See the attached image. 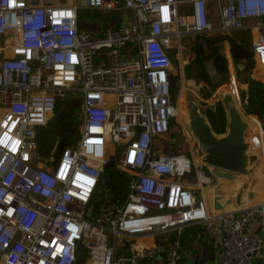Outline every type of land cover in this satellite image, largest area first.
Wrapping results in <instances>:
<instances>
[{
  "label": "built area",
  "instance_id": "2783aa9c",
  "mask_svg": "<svg viewBox=\"0 0 264 264\" xmlns=\"http://www.w3.org/2000/svg\"><path fill=\"white\" fill-rule=\"evenodd\" d=\"M209 1L0 0V38L7 37L0 50L9 49L0 58V264H73L77 239L86 264H145L155 246L133 248L129 257L117 252L123 235L139 231L164 234L163 264H179L181 228L210 213L196 198L195 183L180 179L198 162L199 143L190 156L179 150L180 139L166 137L176 128L171 121L179 122L168 49L174 37L214 28ZM213 1L217 29L254 30L253 58L264 65V0ZM182 3L188 9L181 11ZM81 8H127L133 19L81 28V19L90 22L79 18ZM69 97L81 99L79 138L55 163L57 141L50 157H42L37 128ZM248 116L246 135L251 131L256 140L251 147L264 152V128L255 114ZM181 125L190 142L192 130ZM155 136L167 143L154 148ZM122 145L115 169L129 175L127 194L114 200L105 190L87 215L106 155ZM197 176L209 180L203 169ZM241 202L240 212L219 215V264H249L262 246L251 223L264 224V200Z\"/></svg>",
  "mask_w": 264,
  "mask_h": 264
},
{
  "label": "crops",
  "instance_id": "0c3cea01",
  "mask_svg": "<svg viewBox=\"0 0 264 264\" xmlns=\"http://www.w3.org/2000/svg\"><path fill=\"white\" fill-rule=\"evenodd\" d=\"M179 9L184 11L188 9V5L183 3L179 4ZM208 9L211 22L214 25L213 29L204 32L183 33L180 37L173 38V42L174 40L179 44L181 42L178 48L182 49L184 56H187L191 52L194 54L193 44L197 39V34H204L206 37L214 38L215 41L210 45L211 47L219 46L220 51L223 50L226 45L229 46V36H233L251 48L255 36L254 30L249 27H243L232 30L228 33H223L217 29V25L214 24L213 21L212 9L217 11L216 2L210 0L208 2ZM112 11L114 13L113 18H109L108 20L101 18L89 19L90 22L87 24L93 25V28L91 29H97L104 25L129 22L133 19V13L130 9L120 8ZM251 21L252 19L248 20V22ZM5 39H7L6 36L0 38L1 41ZM197 41H201V38ZM8 54L9 49L5 48L0 50V58ZM171 73L178 74L177 86L172 88L175 89L180 87L182 90L184 87L182 68H174L172 66ZM250 75L252 78L261 81L264 84V81L262 80L264 78V65L254 63ZM247 86L248 82L246 81L244 83V88L246 89ZM246 94L245 97L247 96L248 99V93ZM175 100L178 107H180L178 99L175 98ZM253 113L257 116L262 128H264L259 113L256 111H253ZM246 121L247 126L245 128V136L247 127L249 126L248 120ZM181 123L182 122L179 121L176 124L182 129L183 125H181ZM215 133L220 136L224 135L226 132ZM259 153L261 157H264V152L261 149ZM247 155L251 157V159L248 160L246 164L245 172L234 173L235 176L233 179L219 175V169L209 163L205 164L202 161H199L195 164L196 174L199 169H203L206 172V175L209 176V180L206 182H202L197 176L198 181L193 182L196 185L193 190L196 195H199L200 198L204 200L210 216L206 219L192 220L181 228L180 239L183 252L179 264H219L217 260V248L220 239L224 235V230L220 223V213L227 210H236L240 212L244 207L241 202L242 198L251 203H258L264 200V167H262V170H259L257 161L254 160V154L247 153ZM258 175L262 177L256 179L255 176ZM199 183L201 184L199 185ZM251 228L261 234L263 243L261 248L254 254V257L249 264H264V224L259 220H254L251 223ZM122 238L124 241H129L131 250L133 248L155 246V256L148 258L145 261V264H163L166 254V238L164 234H154L150 231H139L123 235ZM124 241L119 244L117 248V252L120 254L123 253Z\"/></svg>",
  "mask_w": 264,
  "mask_h": 264
},
{
  "label": "rangeland",
  "instance_id": "374dc122",
  "mask_svg": "<svg viewBox=\"0 0 264 264\" xmlns=\"http://www.w3.org/2000/svg\"><path fill=\"white\" fill-rule=\"evenodd\" d=\"M212 12H213L214 24L218 25L219 24L218 12L214 9H212ZM113 17H114V13L112 10L83 9V8L79 10L80 19L81 18H87V19L101 18L104 20H108L109 18H113ZM109 25H114V24H109ZM180 44L174 40L172 47L168 49L169 55L172 59V66L174 68L181 67L183 78H184L183 80L184 87L182 88V90L180 87L175 88V89L172 88L173 97L178 99L180 103V107H178L179 108V116H178L179 119L178 120L180 122L183 121L182 123L190 127L189 111L192 106L198 109L199 111H201L208 118V110L210 109L214 110L218 102L221 103L223 110L226 114V119H227L226 131L228 129V119H229L228 108L230 104L236 105L237 109L239 110V112L241 113L244 119L246 120L250 119L248 114H254L252 111V108L249 102L247 104L243 102L245 98V94L248 93L250 90L249 85L246 87V89L244 88V83L246 82L244 80L245 73L237 71L235 63L233 62V59L231 58V55H230L229 46L226 45L225 48L221 50V52L227 56L228 67L225 72H218L215 69L212 59H207L202 62L204 73L209 75L212 81V84H211V83H207L202 78V76L199 74L198 72L199 66L194 58V54L191 52L187 56H184L182 53V49L178 48ZM259 116L262 119L263 124H264V112L259 113ZM71 119L72 121L76 122V125H74L76 133L75 134L70 133V132L61 133L57 138V145L63 139H66L68 141V144H74L77 142L79 138V133L77 130L79 129V126L82 122L81 107H78L76 109ZM248 122H249V126L251 127L250 121ZM171 124L172 126L177 127V128H174L175 131L172 134L167 135L166 137L176 136L178 139H180V141L182 142V145L179 150L185 151L191 156V153H189L190 148L191 146L195 147L196 144L199 143V140L194 135V133H191L193 134L192 136L194 138L192 137L190 142L183 140L181 127L177 125L174 121H171ZM250 133L251 131L250 132L248 131L246 138H245L248 144V147L246 148V153L254 154L255 156L254 160L257 161L258 169L262 170L263 169L262 167H264V157H261L259 150L252 149L251 145H253L256 142V140L250 135ZM163 142L167 143L166 139L155 136L154 137V143H155L154 148L160 147L161 143ZM168 144L172 146L170 147V150L172 151L176 150L175 145L171 144L170 142H168ZM199 148L200 149L198 151V156H197L198 162L203 160L202 155L205 154V151L202 148L200 143H199ZM54 153H55V150H54ZM259 177H262V176L260 175L255 176L256 179H258ZM180 179L184 181H190V182L198 181L197 174H196V167H195L194 162H192V173L186 174ZM85 250L87 252L86 248Z\"/></svg>",
  "mask_w": 264,
  "mask_h": 264
},
{
  "label": "water",
  "instance_id": "95a60500",
  "mask_svg": "<svg viewBox=\"0 0 264 264\" xmlns=\"http://www.w3.org/2000/svg\"><path fill=\"white\" fill-rule=\"evenodd\" d=\"M81 28H93V25L87 24L86 20H80ZM239 69L244 67L243 62H238ZM178 74L170 73V83L172 87L177 86ZM81 106V99L78 97L67 98L57 109L56 113L48 119L46 124L39 125L37 128V142L38 151L42 157L48 158L55 147L58 136L64 132L75 134V122L71 117L76 109ZM229 119L228 129L224 135H217L213 130L208 118L198 109L193 106L189 111V125L194 135L199 140L202 148L205 151L206 161L218 168V173L227 178H234V173L245 172L246 164L251 159L246 153L245 128L247 121L243 118L235 104H230L228 108ZM124 145L119 146L115 154L106 155L107 162L104 168H114L115 160L118 158ZM108 183V175L102 173L99 185L96 189L95 195L88 203L87 215L91 214V208L95 205L97 198L101 197L105 191ZM106 195L111 197L112 193L106 191ZM199 199L200 196L196 195ZM124 249L122 255L129 257L131 255V248L128 240L124 241ZM73 264H86L85 251L80 239L76 240L75 244V258ZM124 264H128L127 261Z\"/></svg>",
  "mask_w": 264,
  "mask_h": 264
},
{
  "label": "trees",
  "instance_id": "16d2710c",
  "mask_svg": "<svg viewBox=\"0 0 264 264\" xmlns=\"http://www.w3.org/2000/svg\"><path fill=\"white\" fill-rule=\"evenodd\" d=\"M197 39L193 44L194 58L199 66V74L207 82L212 81L208 74L204 73L202 62L207 59H212L215 69L218 72H225L227 70V56L220 51L219 46L211 47V43L215 41L214 38L206 37L204 34H197ZM201 38V41H197ZM229 49L231 58L235 63L238 72L245 73V81L248 82L249 92H248V102L252 108V111L258 113L264 112V84L251 77L250 73L254 66L255 60L253 58V53L251 48L246 46L243 42L237 40L233 36H229ZM238 62H243L244 67L239 69L237 66ZM59 105V104H58ZM208 119L211 126L215 132L221 133L226 131V114L220 102L215 106V109L208 110ZM68 144L66 139H63L57 147L55 148V163L57 162L62 149ZM103 173L108 175V183L106 191L112 193L111 198L114 200H123L127 194V183L129 180V175L119 169L114 168H104ZM102 197V196H101ZM101 197L97 198L95 201V207L99 204ZM176 232H173L175 234ZM179 232V236H180Z\"/></svg>",
  "mask_w": 264,
  "mask_h": 264
},
{
  "label": "bare ground",
  "instance_id": "6f19581e",
  "mask_svg": "<svg viewBox=\"0 0 264 264\" xmlns=\"http://www.w3.org/2000/svg\"><path fill=\"white\" fill-rule=\"evenodd\" d=\"M186 115V114H185ZM183 122V121H182ZM186 125V124H185Z\"/></svg>",
  "mask_w": 264,
  "mask_h": 264
}]
</instances>
